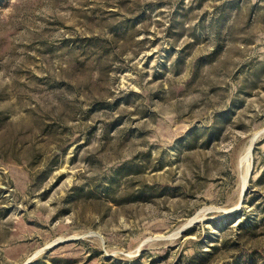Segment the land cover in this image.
<instances>
[{
    "label": "rangeland",
    "instance_id": "rangeland-1",
    "mask_svg": "<svg viewBox=\"0 0 264 264\" xmlns=\"http://www.w3.org/2000/svg\"><path fill=\"white\" fill-rule=\"evenodd\" d=\"M0 264H264V0H0Z\"/></svg>",
    "mask_w": 264,
    "mask_h": 264
},
{
    "label": "water",
    "instance_id": "water-1",
    "mask_svg": "<svg viewBox=\"0 0 264 264\" xmlns=\"http://www.w3.org/2000/svg\"><path fill=\"white\" fill-rule=\"evenodd\" d=\"M250 152H251V148H250ZM182 229H180L178 232H180ZM67 239H61V240H58V241H56V242H54L53 244H51L50 246H52V245H55V244H57V243H59V242H64V241H66Z\"/></svg>",
    "mask_w": 264,
    "mask_h": 264
},
{
    "label": "bare ground",
    "instance_id": "bare-ground-1",
    "mask_svg": "<svg viewBox=\"0 0 264 264\" xmlns=\"http://www.w3.org/2000/svg\"><path fill=\"white\" fill-rule=\"evenodd\" d=\"M247 171V172H246ZM245 172V176H244V181L246 180L247 174H248V169Z\"/></svg>",
    "mask_w": 264,
    "mask_h": 264
}]
</instances>
